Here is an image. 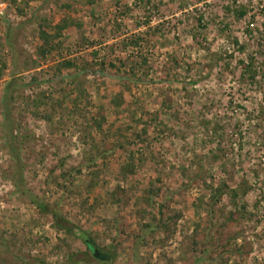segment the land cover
<instances>
[{
	"label": "rangeland",
	"instance_id": "obj_1",
	"mask_svg": "<svg viewBox=\"0 0 264 264\" xmlns=\"http://www.w3.org/2000/svg\"><path fill=\"white\" fill-rule=\"evenodd\" d=\"M238 1L251 9L243 20L226 16L231 0H0V264L68 261L66 235L17 182L113 246L106 264H221L224 245L241 249L225 264H264V90L240 79V61L258 49L248 27L264 31V0ZM63 23L41 57L40 32L56 37ZM65 60L96 72L85 97L69 83L79 68L60 75ZM41 95L50 99L36 109ZM152 185L162 189L153 215L161 204L181 214L161 249L165 235L142 231L137 212ZM216 189L223 195L211 206ZM197 225L198 240L221 248L185 256ZM67 242L74 260L99 264L79 240Z\"/></svg>",
	"mask_w": 264,
	"mask_h": 264
},
{
	"label": "trees",
	"instance_id": "obj_2",
	"mask_svg": "<svg viewBox=\"0 0 264 264\" xmlns=\"http://www.w3.org/2000/svg\"><path fill=\"white\" fill-rule=\"evenodd\" d=\"M20 0H6L8 4L17 6ZM26 1V0H22ZM18 8V7H17ZM224 10L226 11V16L232 15L237 20H243L247 16L250 15L251 9L249 5L242 4L238 0H231V3L226 5L224 7ZM18 11L21 12V10ZM260 13L264 16V8L260 10ZM252 21H255L256 16L255 14L252 15ZM199 23V26L204 27V18L202 16L199 17L197 20ZM67 27L66 23H63L60 26L55 27L56 28V37H52V35H49L46 31H41L39 36L42 41V45L39 47L38 52L41 55V57H46L49 53H51L54 50L53 42L56 40L57 37L61 36L64 29ZM247 34L251 39H253L256 42L257 45V51L253 55H249L246 60L240 61L241 66V82H243L246 85L255 86L261 90H264V31H260L257 29H251V27H248ZM257 35V36H256ZM256 36V37H255ZM132 44H136V42H132ZM236 44L240 50V53H245V47L243 45L240 46L239 41H236ZM1 45V41H0ZM4 68H6V65H3ZM2 67V68H3ZM76 67V64L74 61H62L60 62V75L63 70H71ZM79 68V67H76ZM81 70V68H79ZM3 71L1 69L0 74H2ZM89 75H96L95 71L88 70L86 66H83V69L76 73V75H70L69 83L71 85L77 86L76 91L78 90L80 97H85L86 91L84 90V83L86 82L84 79L88 77ZM80 79V81L78 80ZM83 80V81H82ZM79 81V82H78ZM132 80H126L124 83V87L129 88L130 84H132ZM14 81L8 83L5 86L4 94L5 97H9V94L13 92ZM126 85V86H125ZM123 92H120L116 98H123ZM50 95H41L37 102H35L34 107L36 109L41 108L48 99ZM4 112L6 114V121L11 122V119L9 117V105L4 106ZM15 150V149H14ZM15 158V157H14ZM15 163H18L19 160L14 159ZM61 170V178L65 179V181L72 183L70 179H68V176H70L69 172ZM134 171V166H126L122 170V176L127 177L128 175H131ZM79 173L81 171L79 170ZM73 184V183H72ZM71 184V185H72ZM17 191L22 193V195L27 196L33 205L40 211L42 215L51 216L53 219V227L56 231L60 233H64L66 235V238L62 243H64L65 250L68 251V261L67 264H88L84 261H77L74 260L76 257V253L72 251V248L70 244L67 242V240L70 241V239H77L80 241V243L85 248V255L91 256L94 258L95 261H97L99 264H106L109 261L112 262L115 257L117 256V253L113 251V246H102L101 245V239L99 234H92L84 231L83 229H79V227L73 225L68 219L64 217V215L61 213V211H58L57 209H54L50 204L45 203L44 201L40 200L38 197H35L33 195L28 194V189L21 185V182L16 183ZM94 186V185H92ZM62 189H67L65 185H60ZM68 190V189H67ZM119 192H121L120 189H118ZM162 189L160 187H155L152 185L149 187L145 192L144 196L137 201V212L139 213V224L142 231L150 230V231H157L156 233H162L165 235L164 239L157 240V243L159 244L158 247L161 249L164 245H166L177 233V224L178 221L181 219V214L176 213L173 209H170L165 204L160 205L159 209V216L153 215L152 211L155 208L158 199L161 196ZM124 193V192H123ZM126 193V192H125ZM213 195L210 198L211 199V206H215L219 201V198L223 195L222 189H216L213 191ZM115 194H113V197H115ZM234 197L237 195L236 191H233ZM117 202L120 200L117 198ZM115 200V199H114ZM232 220V217H230ZM145 221H148L145 223ZM144 222V223H143ZM109 224L113 227L117 224V221L114 220L112 222H109ZM214 225V223H212ZM222 228L224 230L226 228ZM77 230V231H76ZM203 230L201 229L200 225H197L196 230L193 235L184 237V243H183V253L184 255H188L191 252H197L200 253V248L204 245L209 247L215 248V246L221 248L218 244V240H216L214 237L209 236L207 237V240L205 241V244L202 243V241L198 240V237L201 236V233ZM107 236V235H106ZM231 245V244H230ZM63 248L62 246L60 247ZM112 249V250H111ZM215 251V249H214ZM227 259L223 260L221 264H225L226 262H229L231 258L235 256H241V249L240 248H233L229 245H224V251L222 252ZM225 262V263H224Z\"/></svg>",
	"mask_w": 264,
	"mask_h": 264
}]
</instances>
